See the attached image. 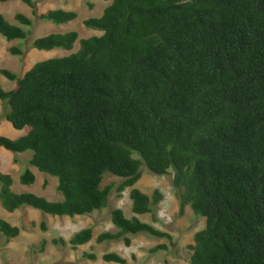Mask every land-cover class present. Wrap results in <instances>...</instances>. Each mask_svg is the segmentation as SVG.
Returning <instances> with one entry per match:
<instances>
[{
  "label": "trees",
  "instance_id": "1",
  "mask_svg": "<svg viewBox=\"0 0 264 264\" xmlns=\"http://www.w3.org/2000/svg\"><path fill=\"white\" fill-rule=\"evenodd\" d=\"M11 0H0V3ZM41 20L67 23L78 13L63 8L39 12L35 0H22ZM100 17L84 21L101 35L80 38L77 31L37 38L38 49H80L37 63L18 76L0 71L17 87L0 83L6 119L27 134L0 136V147L32 151L29 164L58 178L60 200L13 190V177L0 167V203L10 212L27 205L58 216H83L110 206V197L130 190L134 215L111 208L118 231L96 241L123 240L145 233L165 239L152 252L176 245L173 235L142 221L164 198L136 185L146 166L171 175L179 214L191 206L205 218L190 245L191 264H264V0H107ZM12 23L0 13V34L26 39L34 19L18 12ZM1 47V44H0ZM23 55L18 46L9 49ZM107 175L121 179L104 184ZM37 175L27 168L25 185ZM48 181L45 182V186ZM156 218V217H155ZM42 230L48 223H40ZM22 228L0 217V240ZM94 228L76 231L54 245L80 249ZM47 240L42 242L45 250ZM83 257L97 259L95 253ZM106 264H126L118 252Z\"/></svg>",
  "mask_w": 264,
  "mask_h": 264
},
{
  "label": "rangeland",
  "instance_id": "2",
  "mask_svg": "<svg viewBox=\"0 0 264 264\" xmlns=\"http://www.w3.org/2000/svg\"><path fill=\"white\" fill-rule=\"evenodd\" d=\"M111 3L107 0H35L39 12L50 9H68L78 13V17L67 23H55L41 20L33 14V8L22 0H11L0 3V13L4 14L12 23H17L14 15L23 12L34 19L33 26H24L30 32L26 39L7 40L0 36V70L6 68L14 72L18 78L24 76L37 63L56 57L68 56L80 49L78 40L72 50L55 48L51 50L38 49L33 43L37 38L51 33H65L77 31L80 38L93 36L94 28L87 27L84 21L90 17H100L104 9ZM12 46L20 47L23 55H13L9 49ZM0 83L6 90L17 87V80H10L0 71ZM7 101L0 100V136L17 139L30 130L27 126L22 130L16 129L6 119L9 111ZM32 151L16 153L0 147V167L4 173L13 177V190L18 193L33 192L44 196L49 200H60L63 195L58 191V178L32 167L29 159ZM31 168L37 175L35 183L25 185L21 182V175ZM143 176L137 183V187L145 193L152 195L158 188L164 198L155 209V216L151 213L140 215L142 221L148 222L168 231L173 235L176 245H170L169 250L152 252V248L160 243H168L165 239L156 238L145 233L131 235L132 245L126 246L123 240L105 241L98 243L96 237L104 231H118L111 219V208L120 207L128 217L134 215L131 188H127L121 196L114 191L110 197V206L91 214L80 217L58 216L45 213L31 206H21L14 212L5 209L0 203V217L22 228L18 237L7 241L6 237L0 240V264H106L103 255L106 252H118L128 259L126 264H191L192 250L190 245L194 243L197 231L205 227V218L197 216L191 206L186 208L184 215L179 214L180 202L172 185L171 175H157L146 166L142 167ZM48 184L45 186V182ZM121 182L120 178L107 175L104 184ZM0 183V190H1ZM79 216V215H78ZM156 217V218H155ZM48 223V229L42 230L40 223ZM92 226L95 234L92 241L80 247L72 249L70 245H54L52 239L63 237L68 240L76 231ZM47 240L45 250H42V242ZM95 253L97 259L91 260L83 257V252Z\"/></svg>",
  "mask_w": 264,
  "mask_h": 264
},
{
  "label": "crops",
  "instance_id": "3",
  "mask_svg": "<svg viewBox=\"0 0 264 264\" xmlns=\"http://www.w3.org/2000/svg\"><path fill=\"white\" fill-rule=\"evenodd\" d=\"M94 35H101V34H103V31H100V30H98V31H95L94 33H93ZM1 36V35H0ZM2 38H3V36H1ZM90 37V36H89ZM76 217H80V216H76ZM73 218H75V217H73Z\"/></svg>",
  "mask_w": 264,
  "mask_h": 264
}]
</instances>
